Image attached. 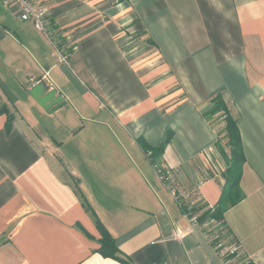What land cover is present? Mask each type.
I'll list each match as a JSON object with an SVG mask.
<instances>
[{"label":"crops","instance_id":"crops-1","mask_svg":"<svg viewBox=\"0 0 264 264\" xmlns=\"http://www.w3.org/2000/svg\"><path fill=\"white\" fill-rule=\"evenodd\" d=\"M40 1L50 37L0 0V264H125L99 251L100 224L128 264H264V0ZM38 81L66 104L45 110ZM219 91L240 164L204 115ZM143 143H165L158 163L197 212ZM212 226L239 245L231 262Z\"/></svg>","mask_w":264,"mask_h":264},{"label":"trees","instance_id":"trees-1","mask_svg":"<svg viewBox=\"0 0 264 264\" xmlns=\"http://www.w3.org/2000/svg\"><path fill=\"white\" fill-rule=\"evenodd\" d=\"M222 115L225 118V138L227 139V144L230 147V154L232 157V162L234 164H240L244 161V153H243V146H242V138H241V133L240 129L238 126L237 119L232 115L230 112V109L225 101V97L222 93V91L217 92L215 95L212 97V106L210 107L209 110H207L204 115L209 118L211 116H216V115ZM8 119H9V126L11 122L14 119V115L8 113ZM165 143L156 146V147H151L143 143V147L145 151L151 150L152 155H151V160L152 162H158L160 159V156L162 155L163 149H164ZM232 167H229V169ZM235 170V175L234 179L230 183V187L232 185H235L237 182V179L241 173V171L238 169ZM181 207L183 210L188 213V214H193L197 212L199 208H188V206L184 205L183 203H180ZM224 215V210L221 207H216V208H207L205 209L197 218L199 221H207V220H220L223 218ZM100 229L102 232V237H101V246L99 247V251L103 253L105 256H111L115 257L117 259H120L123 261L125 264H128L126 260L123 258L119 257L117 255L119 251V247L116 243L115 238L108 232V230L100 224Z\"/></svg>","mask_w":264,"mask_h":264},{"label":"built area","instance_id":"built-area-1","mask_svg":"<svg viewBox=\"0 0 264 264\" xmlns=\"http://www.w3.org/2000/svg\"><path fill=\"white\" fill-rule=\"evenodd\" d=\"M5 4H16L20 8L21 18L24 21H31L34 26L49 35H51L48 26V8L40 0H3ZM53 34V32H52ZM61 59L65 60L66 56H60ZM147 156L151 159L152 151H146ZM152 161V160H151ZM155 167L159 177L172 191V193L179 198V202L187 204L189 201V192L181 191L175 184V178L170 169L166 168L164 165L158 162H152ZM209 175L197 177V186L204 182ZM189 206V205H188ZM213 220V219H212ZM209 237L211 241L214 242L215 248L224 260V262H231L232 258L239 255V245L236 242H231L224 236L225 229L223 226L210 227Z\"/></svg>","mask_w":264,"mask_h":264},{"label":"water","instance_id":"water-1","mask_svg":"<svg viewBox=\"0 0 264 264\" xmlns=\"http://www.w3.org/2000/svg\"><path fill=\"white\" fill-rule=\"evenodd\" d=\"M30 95L49 113L64 106L67 102L64 95L56 88H50L44 81H38L29 88Z\"/></svg>","mask_w":264,"mask_h":264},{"label":"rangeland","instance_id":"rangeland-1","mask_svg":"<svg viewBox=\"0 0 264 264\" xmlns=\"http://www.w3.org/2000/svg\"><path fill=\"white\" fill-rule=\"evenodd\" d=\"M212 117V116H211ZM223 119H225L224 117H223ZM131 152H132V150H131ZM235 171V170H234Z\"/></svg>","mask_w":264,"mask_h":264}]
</instances>
